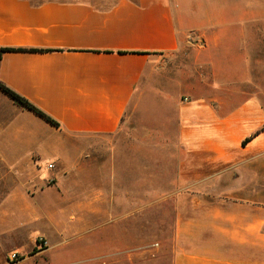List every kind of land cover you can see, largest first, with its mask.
<instances>
[{"label": "crops", "instance_id": "1", "mask_svg": "<svg viewBox=\"0 0 264 264\" xmlns=\"http://www.w3.org/2000/svg\"><path fill=\"white\" fill-rule=\"evenodd\" d=\"M226 3L193 17L179 0H0V48L46 51L3 54L0 83L59 124L0 91L1 222L59 240L128 222L84 192L95 181L67 147L116 133L146 75L188 49L200 73L176 108L170 264H264V0ZM110 239L88 261L130 264L129 240Z\"/></svg>", "mask_w": 264, "mask_h": 264}, {"label": "rangeland", "instance_id": "2", "mask_svg": "<svg viewBox=\"0 0 264 264\" xmlns=\"http://www.w3.org/2000/svg\"><path fill=\"white\" fill-rule=\"evenodd\" d=\"M28 1L38 4L52 0ZM179 3L184 16L193 17L227 5L226 0H215V3L212 0H195L194 3L193 0H179ZM162 66V70L155 68L141 82L116 133L80 137L74 141V146L67 147L69 153L82 157L87 177L95 181L93 187L85 185L84 192L91 196L100 194L99 203L105 217L128 222L116 223L113 230L104 225L105 229L99 227V231L83 240L75 239L72 232L63 236L62 241L43 222L25 226L20 223L22 219L5 224L0 220L3 264H92L88 258L98 257L99 252L106 255L111 250L110 237L117 242L129 240L130 264H170L171 202L168 195L172 189L173 158L176 157V108L186 91L198 85L193 76L196 71L200 72L188 49ZM50 165L52 163H47L46 167ZM119 191L125 192L124 197ZM126 192H129L128 197ZM112 193L116 196L114 208L108 210L106 202ZM101 218L98 219L100 226L104 224ZM91 247H97L99 252L89 253ZM143 247L145 251L141 250Z\"/></svg>", "mask_w": 264, "mask_h": 264}, {"label": "trees", "instance_id": "3", "mask_svg": "<svg viewBox=\"0 0 264 264\" xmlns=\"http://www.w3.org/2000/svg\"><path fill=\"white\" fill-rule=\"evenodd\" d=\"M31 3V2H30ZM32 5H37L33 4ZM39 4V3H38ZM10 52H23V53H35V52H46L44 50H35V49H22V48H0V59L3 54L10 53ZM0 91L7 96L10 100H12L16 105L21 107L22 109H25L31 113H33L35 116L49 124L50 126L58 129L59 124L53 120L50 116L42 112L40 109L32 105L30 102H28L26 99L22 98L6 86L0 83Z\"/></svg>", "mask_w": 264, "mask_h": 264}, {"label": "built area", "instance_id": "4", "mask_svg": "<svg viewBox=\"0 0 264 264\" xmlns=\"http://www.w3.org/2000/svg\"><path fill=\"white\" fill-rule=\"evenodd\" d=\"M52 167H53L52 165L48 166L49 169H52ZM14 257H15V256H12V258H14Z\"/></svg>", "mask_w": 264, "mask_h": 264}]
</instances>
